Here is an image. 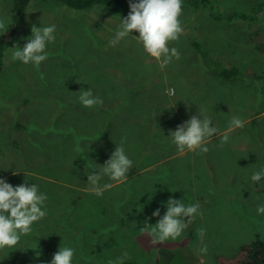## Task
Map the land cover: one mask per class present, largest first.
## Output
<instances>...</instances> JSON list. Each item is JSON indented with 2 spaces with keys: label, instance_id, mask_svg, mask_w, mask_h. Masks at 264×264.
<instances>
[{
  "label": "rangeland",
  "instance_id": "374dc122",
  "mask_svg": "<svg viewBox=\"0 0 264 264\" xmlns=\"http://www.w3.org/2000/svg\"><path fill=\"white\" fill-rule=\"evenodd\" d=\"M214 1L217 11L261 19L216 21L209 8L194 9L183 0L184 33L170 43L180 59L165 67L131 35L110 45L129 1L82 11L57 1L29 3L0 73V178L13 186L36 184L47 195V216L16 247L0 250V264H50L62 244L75 249L73 264H109L125 251L130 259L124 264H219L244 245L264 242V215L257 213L264 204V178L251 180L264 168V4L261 13L257 7L264 0ZM11 7L12 0H0V15L9 23ZM32 24L56 26L39 69L11 59L10 48L24 47ZM234 68L241 71L238 77L218 76ZM89 88L103 105L79 103L78 92ZM130 98L154 107L136 117L148 128L139 130L148 133L138 134V144L127 152L141 175H129L132 167L123 182L105 177L101 185L113 187L96 195L86 171H96L115 150L105 133L120 128L131 134L127 124L136 121L116 116ZM199 111L219 132L207 153H179L166 137ZM232 116L245 126L228 132L229 141L219 147ZM169 198L199 203L201 215L179 239L153 244L140 229L149 217L151 225L157 223L152 213L159 208L163 216ZM199 228L206 230L207 255L198 254Z\"/></svg>",
  "mask_w": 264,
  "mask_h": 264
},
{
  "label": "clouds",
  "instance_id": "9594fccd",
  "mask_svg": "<svg viewBox=\"0 0 264 264\" xmlns=\"http://www.w3.org/2000/svg\"><path fill=\"white\" fill-rule=\"evenodd\" d=\"M183 0H129L130 11L127 17H120V24L115 32L114 38L109 43L116 46L120 41L133 36L138 43L143 45L144 51L152 58L159 61L161 67L167 66L172 59H180L179 50L170 47L171 42L179 41L184 33L182 20ZM9 18L0 15V32H8ZM41 23V21H40ZM138 32L139 36L133 33ZM32 35L27 38L23 48L16 44L11 50V59L34 65L39 69L42 62L48 59L47 47L50 42L56 39V26L37 27L31 26ZM79 103L86 108H94L103 105V99L94 95L91 88L81 89L78 92ZM203 117L201 119L200 117ZM245 121L239 116H232L229 121L227 132L222 135L219 147H223L229 141L228 132L235 129H242ZM219 129L213 126V121L199 111L190 119L178 125L175 130H170L166 137L174 144L179 153L186 151H199L207 153L210 139L217 135ZM125 141L122 139L116 146L110 158L103 164H96V171L87 172L89 191L96 195H102L104 190L111 189L112 183L101 181L107 177L109 181L120 183L127 179L129 170L133 167V161L126 154ZM17 173H13L16 175ZM264 178V168L255 171L251 180L259 183ZM47 195L40 191L36 184L29 185L27 182L13 186L5 179L0 178V250H7L16 247L21 238L32 233L33 227L47 216L46 209ZM166 212L161 216L157 208L153 217H157V223L151 225L147 218L141 233L147 234L153 244H162L168 240H177L184 235L185 230L194 222L200 213V204H186L183 199L169 198L166 204ZM257 213L264 215V204L257 206ZM206 230L197 229V237L201 247L198 254L207 255L208 247L203 243ZM75 249L69 246H62L54 253L50 264H73ZM130 259L125 251L121 257L109 264H124Z\"/></svg>",
  "mask_w": 264,
  "mask_h": 264
},
{
  "label": "trees",
  "instance_id": "16d2710c",
  "mask_svg": "<svg viewBox=\"0 0 264 264\" xmlns=\"http://www.w3.org/2000/svg\"><path fill=\"white\" fill-rule=\"evenodd\" d=\"M31 1H43V2H50V1H57L60 2L67 7H70L75 10H88L93 8L96 5H106V6H120L124 4L125 2L129 0H12V7H11V21L8 25V32L6 34H2L0 37V73L3 71L4 67V55L5 50L7 48V45L9 44L10 37L15 33V30L19 28L25 21L26 15H27V8ZM191 6H193L194 9H199L201 7H207L209 8V16L216 20V21H233L234 19H242L245 21H248L249 19L258 21L261 19V16L257 17L256 15H253L251 13H246L244 11H230L227 13H223L220 10L217 11V3H215L214 0H188ZM263 4L261 1H259L257 7H259L260 13L263 10ZM256 13H259L258 10L255 9ZM256 18V19H255ZM195 48L199 49L198 43H195ZM241 71L240 69H224L222 72L218 74L220 78H223L225 80H230L233 78L238 77L240 75ZM153 90V89H152ZM151 90V91H152ZM149 96V95H148ZM153 95H150V97ZM146 102V101H145ZM143 102L142 100H137L136 98H130L125 99L124 104L120 103L121 106L118 107L119 114H116L118 118H126L129 120L134 119L136 121V117L138 115H141L144 111H146L147 116L149 115V112H147L148 109L153 110V108L149 107V102ZM168 101L164 97V103L166 104ZM149 107V108H147ZM145 109V110H144ZM130 112H132L130 114ZM253 122L256 121V119L252 120ZM143 125L136 121L130 122L127 124V129L131 133L126 137L122 130L119 128L117 130L112 129L109 131V133H105V137L107 139L109 138L110 141H112V146H117L120 144L121 140L123 139L126 141L124 143L126 154L127 152H131V145H137L139 142V135L144 136L148 133V130H139L140 127L147 126H140ZM148 129V128H147ZM139 130V131H138ZM139 134V135H138ZM117 144V145H116ZM140 172V168L133 167L130 170L129 175L134 177V175L138 174ZM141 175L140 173L137 175ZM219 264H264V242L261 240H256L250 244L244 245L240 248L239 252L235 257L232 258H225L220 257L218 259Z\"/></svg>",
  "mask_w": 264,
  "mask_h": 264
}]
</instances>
